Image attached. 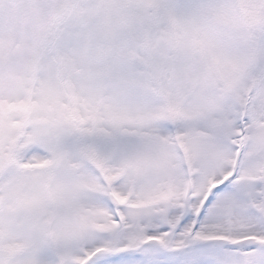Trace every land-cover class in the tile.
Instances as JSON below:
<instances>
[{
	"label": "snow or ice",
	"instance_id": "6c2138e0",
	"mask_svg": "<svg viewBox=\"0 0 264 264\" xmlns=\"http://www.w3.org/2000/svg\"><path fill=\"white\" fill-rule=\"evenodd\" d=\"M0 264H264V0H0Z\"/></svg>",
	"mask_w": 264,
	"mask_h": 264
}]
</instances>
